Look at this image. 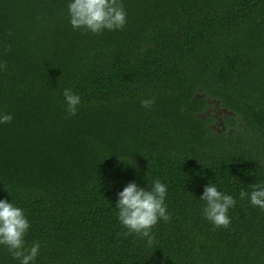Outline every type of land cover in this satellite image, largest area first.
<instances>
[{
	"label": "trees",
	"instance_id": "1",
	"mask_svg": "<svg viewBox=\"0 0 264 264\" xmlns=\"http://www.w3.org/2000/svg\"><path fill=\"white\" fill-rule=\"evenodd\" d=\"M68 3L0 0V200L40 244L30 264H264V0H121L125 27L100 34ZM157 179L171 218L149 245L116 202ZM210 183L236 200L227 228L204 215ZM0 264L20 261L0 245Z\"/></svg>",
	"mask_w": 264,
	"mask_h": 264
},
{
	"label": "clouds",
	"instance_id": "2",
	"mask_svg": "<svg viewBox=\"0 0 264 264\" xmlns=\"http://www.w3.org/2000/svg\"><path fill=\"white\" fill-rule=\"evenodd\" d=\"M67 7L72 27L93 34H100L105 29H123L127 22V13L121 0H69ZM0 66L6 68V64ZM63 95L68 115H76L77 106L81 103L80 96L68 88L64 89ZM154 102V99H142L141 105L150 108ZM12 119V115L5 114L0 118V123H10ZM149 188L146 190L134 181L129 182L117 194L116 208L120 223L128 230L125 235L137 234L147 238L151 245L154 240L152 228L160 219L168 222L171 217L165 204L167 186L157 179L151 182ZM253 189L250 193L251 204L264 209V184H254ZM239 195L241 199L249 197L245 191ZM199 199L206 202L204 215L208 221L217 228L230 226L228 212L236 204L233 196L224 194L210 183L205 186ZM29 229L30 223L23 209L7 199L0 200V245H4L20 264H30L40 249L39 242L26 246L25 237Z\"/></svg>",
	"mask_w": 264,
	"mask_h": 264
}]
</instances>
